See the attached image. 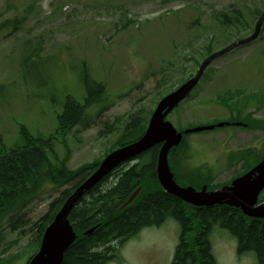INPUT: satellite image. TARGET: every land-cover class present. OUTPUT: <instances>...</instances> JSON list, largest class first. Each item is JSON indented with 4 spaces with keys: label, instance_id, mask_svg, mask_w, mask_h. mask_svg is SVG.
<instances>
[{
    "label": "rangeland",
    "instance_id": "obj_1",
    "mask_svg": "<svg viewBox=\"0 0 264 264\" xmlns=\"http://www.w3.org/2000/svg\"><path fill=\"white\" fill-rule=\"evenodd\" d=\"M32 3L35 12L22 30L0 38V137L12 145L19 139L21 124L34 133L53 134L56 153L60 158L68 154L71 169L101 159L132 114L151 115L163 95L198 71L208 48L216 52L236 37L252 35L258 20L252 12L264 10V0H0V22L14 14L13 7ZM237 8L247 23L225 28L222 14L231 15ZM28 41L41 42L42 55L52 60L57 56L60 61V66L49 64L40 73L32 70L33 79L49 83L31 86L35 92L21 81L19 52ZM84 70L106 86L113 101L100 116L91 109L93 121L88 128L75 127L61 136L56 134V115L68 95L83 100ZM52 73L54 82L47 75ZM204 73L189 99L168 117L177 129L218 121L230 125L241 119L240 114L243 120L264 119V103L257 102L264 90V33L219 56ZM246 129L223 126L191 133L180 175L197 169L210 178L205 185L211 189L251 169L263 159L264 130ZM247 146H253L256 155L245 157V162L240 153ZM67 187L46 188L36 201L23 206L17 229L8 221L2 224L0 260L26 263L28 255H23L36 234L32 224ZM172 222L163 230H142L141 241L172 243L181 233L180 226ZM230 236L221 231L211 237L218 244L220 264H239L231 252H221Z\"/></svg>",
    "mask_w": 264,
    "mask_h": 264
},
{
    "label": "trees",
    "instance_id": "obj_2",
    "mask_svg": "<svg viewBox=\"0 0 264 264\" xmlns=\"http://www.w3.org/2000/svg\"><path fill=\"white\" fill-rule=\"evenodd\" d=\"M12 5V3L7 4L8 7H12ZM13 8L14 14L7 16L0 22V38L2 37L1 35L8 37L19 33L26 25L31 14L35 12L36 6L32 3L27 4L25 7ZM263 12L264 10H259L252 13L255 14L256 19H259ZM244 17V12L237 8L231 15L230 12L222 14L221 23L225 28H238L241 23H247ZM261 32L264 33V23ZM241 39L242 37H236L228 44L230 45V43ZM41 47V42L32 44L28 41L22 44L19 52L21 81L27 87H30L33 92L35 91L31 86L39 87L49 84L45 83L47 80L41 82L35 76L33 79L31 75L33 74V69L40 73V68H47L49 64L60 66L59 58L55 56L52 60V58H47L49 55L43 56L40 52ZM213 53L212 47L208 48L202 60H205ZM47 75L48 78L50 77V81L54 82L53 73ZM192 76L190 75L188 78ZM205 76L206 74L204 73L202 77ZM81 80L85 93L83 100H77L71 95L66 97L62 109L56 115V134L64 136L75 127L79 129L88 128L89 123L93 121L90 113L91 109H96L95 116H100L109 109L113 101L106 86L94 79L87 70L82 71ZM260 92L262 93L257 96L259 99L257 102L259 101L258 103L263 105L264 90ZM4 93H1V96ZM38 96L43 98L42 95ZM149 114H151V111ZM149 118L150 115L143 117L138 113L132 114L124 124L119 137L104 156L140 138L148 126ZM240 118L248 124V127L264 130V119L250 120L248 118L243 120L244 116L242 114H240ZM228 120L234 121L236 119ZM186 138L187 135L185 134L182 142L170 149L169 163L178 183L181 184L184 181L186 183L182 185H192L200 189L210 179L205 173L202 174L199 170L193 169L182 171L181 176L179 172L184 169V162L182 161L186 158L188 151ZM54 139L55 136L53 134L34 133L26 124L19 126V139L12 145H8L0 137V227L4 222L8 221L12 229H17L18 224L21 222L22 216L20 212L23 206L36 201L46 188L68 186L52 200L48 211L32 224V229L35 230L36 234L29 244V251L23 255V258L28 255V260L25 264L38 252L47 226L54 220L69 196L99 167L104 158L103 156L101 159L84 164L77 169H71L68 166V154L60 158L56 153ZM161 146L162 143H157L141 154L119 164L101 181L90 189L85 190L69 214L71 224L78 235V240L74 241L68 250L65 251L62 264L96 263L97 258L101 255L97 251L102 248L104 241L125 233L131 234L126 229L128 227L126 223L130 222L129 219L136 220L133 215L137 216L139 213L137 200H140V195L136 203L127 209H119V207L139 186H141V199L146 198L147 202H150V200L154 202L155 214L159 210L164 209L169 204L170 199L176 201L177 209L174 216L181 222V238L190 236L191 226L194 227L195 225L197 230L207 229L208 217L212 216L214 220L210 227L217 222L223 228L230 229L234 235L242 239H257L255 248L264 254V219H254L242 213L240 228L235 230L232 223L234 212L227 205L195 207L179 197L167 194L164 191L156 173L157 159ZM133 160L135 161L133 165L124 166L127 162ZM152 192H157V194L154 196L148 195ZM85 197L88 200L81 205ZM112 197H118L121 203L116 206L112 205L109 202ZM124 214H128L129 217ZM95 225L97 226L94 231L85 235L84 232ZM0 261L2 264H7L8 259Z\"/></svg>",
    "mask_w": 264,
    "mask_h": 264
},
{
    "label": "water",
    "instance_id": "obj_3",
    "mask_svg": "<svg viewBox=\"0 0 264 264\" xmlns=\"http://www.w3.org/2000/svg\"><path fill=\"white\" fill-rule=\"evenodd\" d=\"M263 22L264 12L258 19L255 30L250 37L236 41L207 57L194 77L187 80L179 88L167 94L159 101L145 133L132 143L108 154L103 159L99 168L77 187L74 193L67 199L52 223L46 228L42 237L40 250L28 264H61L65 251L76 239V233L70 223L69 214L83 192L101 181L104 176L120 163L141 154L157 143H162V146L158 154L156 173L165 192L177 196L194 206L227 204L242 210L244 214L250 217L264 218V201L258 203V197L264 189V160L244 176L235 179L230 186H221L210 190L207 189V185H204L200 190L193 186H182L175 179L168 155L173 146L181 143L183 133L178 132L172 122L166 119L168 114L197 85L209 63L231 49L256 39L261 31ZM211 128L213 126L197 127L186 130V133ZM138 191L139 189L129 198L128 203L135 198ZM92 231L93 229H90L86 233H91Z\"/></svg>",
    "mask_w": 264,
    "mask_h": 264
},
{
    "label": "flooded vegetation",
    "instance_id": "obj_4",
    "mask_svg": "<svg viewBox=\"0 0 264 264\" xmlns=\"http://www.w3.org/2000/svg\"><path fill=\"white\" fill-rule=\"evenodd\" d=\"M226 123L229 125V122ZM234 125L242 126L244 129L248 128V124L241 120L235 121ZM246 130H249V128ZM242 149H245L243 150V156L240 154V158L243 161H245V157L256 155V149L253 146H247ZM255 166L256 164L252 166L251 169ZM251 169L240 173L237 177L244 176ZM234 179L226 184L231 185ZM155 194H157V192H152L148 195L154 196ZM139 195L140 200L138 201L137 198ZM87 200L88 198L85 197L81 205ZM136 200L139 211L138 215L135 217L136 220L129 219L130 222L126 223L128 226L126 229H128L131 234L129 235L125 233L120 236H115V238H109L108 241H104L101 246L102 248L97 251L101 253V255L97 258L96 263L92 264H220L218 244L214 243L211 237L214 233L221 231L224 233L230 232L231 235L228 238V245H226L223 248V251H221L223 252V255H227L228 252H231L234 261L239 262V264L245 262L248 264H264V254L261 253L259 249L255 248L257 239H242L239 236L234 235L230 229L223 228V226L217 222L210 227L214 220V217L212 216L208 217L206 226L208 230L205 228L197 230L194 225V227L191 226V234L188 238L180 237L172 240V243H170L171 241L167 243L165 240L145 243L144 241H141L142 230L143 232L146 231V228L163 230L165 224H168L171 221H173V224L175 223L176 225H179V221L174 216L177 204L174 199H170L169 204H167L168 206L166 205L164 209L159 210L158 213L155 214L154 202L151 200L150 202H147L148 200L146 198L141 199V191L128 205H125V202L121 203L118 197H112L109 202L114 206L121 203L119 209H127L129 206L134 205ZM228 207L234 212L232 223L236 230V228H240L242 212L235 207ZM124 215L129 217L128 214ZM96 226L97 225L91 228H96ZM86 231L84 232L85 235H87ZM76 240H78V237L75 241ZM133 245L137 246L131 251Z\"/></svg>",
    "mask_w": 264,
    "mask_h": 264
}]
</instances>
